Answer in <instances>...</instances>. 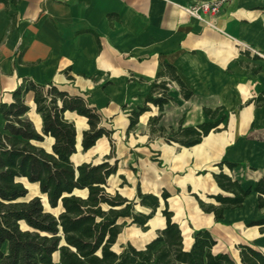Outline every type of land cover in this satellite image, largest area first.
<instances>
[{"label": "crops", "instance_id": "obj_1", "mask_svg": "<svg viewBox=\"0 0 264 264\" xmlns=\"http://www.w3.org/2000/svg\"><path fill=\"white\" fill-rule=\"evenodd\" d=\"M201 1L213 0H0V105L12 103V92L24 80L83 98L96 108L101 126L111 135L84 152L87 119L66 111L64 119L76 131L72 164L116 163L106 190L127 200L135 199L137 186L158 197L166 191L186 249L194 232L208 230L216 241L213 252L240 264L238 245L264 253V234L248 226L264 217L257 194L250 193L241 208L226 210L220 223L200 209L193 195L215 204L208 196L222 192L212 173L223 161L243 165L223 171L245 189L264 176V106L248 103L264 93V0H224L217 14H202L201 19L184 10ZM163 63L176 69L194 97L184 100L178 86L170 85L173 101L163 111L148 105L149 111L128 131L129 115L144 106ZM24 100L29 108L24 119L42 134L34 93ZM203 108H221L226 128L194 147L167 144L150 133L149 119L155 116H161L168 131L181 119L183 127L209 121ZM4 125L0 115V133H5ZM53 143L44 136L39 145L51 152ZM21 181L28 189L24 201L38 197L47 212H61L49 207L38 184ZM74 194L85 197L87 192ZM162 209L160 199L146 230L124 227L113 249L119 252L128 243L143 249L164 228ZM136 211L148 214L150 209L136 206ZM53 261L58 264L57 253Z\"/></svg>", "mask_w": 264, "mask_h": 264}, {"label": "trees", "instance_id": "obj_2", "mask_svg": "<svg viewBox=\"0 0 264 264\" xmlns=\"http://www.w3.org/2000/svg\"><path fill=\"white\" fill-rule=\"evenodd\" d=\"M252 71L258 73L260 70ZM172 84L178 86L184 100L194 97L176 69L163 63L150 85L144 106L129 115L128 131L149 111L148 105L163 111L173 101L169 89ZM30 91L34 93L36 112L42 119V134L24 119L29 110L24 96ZM248 103L264 106V93ZM66 111L87 119L89 128L83 132L81 143L84 152L101 137H110L111 131L101 126L96 108L83 98L69 96L54 86L43 87L24 80L12 92V103L0 105V115L5 122V133H0V264H54L56 253L58 264H236L227 254L213 252L216 241L208 230L194 232L191 246L185 248L182 231L169 210L166 191L158 197L142 193L137 186L135 199L127 200L106 190L108 178L116 174V163L111 165L104 161L75 167L71 156L76 153V131L74 124L64 119ZM203 111L209 121L183 127L181 119L177 128L169 131L160 123L161 116L151 117L150 133L167 144L194 147L211 132L226 128V115H219L221 108H203ZM44 136L54 140L51 152L39 145ZM242 166L227 161L217 164L219 171L212 173V178L224 194L208 196L215 204L205 203L193 195L200 209L212 214L216 223L222 221L226 210L241 208L252 192L257 194L258 209L264 211V176L253 187L245 189L239 179L223 171L227 168L233 172ZM23 179L38 184L49 207L52 210L60 208L61 212L57 216L47 212L38 197L24 201L28 189ZM83 190L87 192L85 197L74 194V191ZM160 199L163 200L164 228L143 249L128 243L119 252L115 251L113 246L124 227L138 225L146 230V224L160 208ZM136 206L148 208L150 212H137ZM248 226L258 227L264 234V217ZM237 250L240 264H264V253L252 246L241 244Z\"/></svg>", "mask_w": 264, "mask_h": 264}, {"label": "built area", "instance_id": "obj_3", "mask_svg": "<svg viewBox=\"0 0 264 264\" xmlns=\"http://www.w3.org/2000/svg\"><path fill=\"white\" fill-rule=\"evenodd\" d=\"M223 1L224 0L196 2L193 5L185 7L184 10L189 15L201 19L202 14H217Z\"/></svg>", "mask_w": 264, "mask_h": 264}, {"label": "rangeland", "instance_id": "obj_4", "mask_svg": "<svg viewBox=\"0 0 264 264\" xmlns=\"http://www.w3.org/2000/svg\"><path fill=\"white\" fill-rule=\"evenodd\" d=\"M45 210H47V208L45 207ZM57 211H54L53 213H56Z\"/></svg>", "mask_w": 264, "mask_h": 264}]
</instances>
